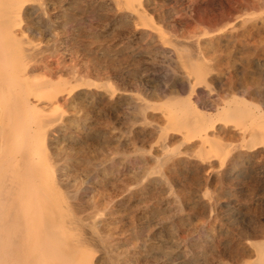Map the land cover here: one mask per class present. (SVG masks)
I'll list each match as a JSON object with an SVG mask.
<instances>
[{
    "label": "rangeland",
    "instance_id": "1",
    "mask_svg": "<svg viewBox=\"0 0 264 264\" xmlns=\"http://www.w3.org/2000/svg\"><path fill=\"white\" fill-rule=\"evenodd\" d=\"M140 2L143 20L125 0L37 1L23 18L34 83L80 85L40 103L63 116L48 138L61 202L84 212L86 237L99 220L109 251L91 264H252L264 241V121L221 109L238 98L264 114V0ZM181 99L216 115L210 133L227 157L165 128L163 104Z\"/></svg>",
    "mask_w": 264,
    "mask_h": 264
},
{
    "label": "bare ground",
    "instance_id": "2",
    "mask_svg": "<svg viewBox=\"0 0 264 264\" xmlns=\"http://www.w3.org/2000/svg\"><path fill=\"white\" fill-rule=\"evenodd\" d=\"M37 1L41 2L44 0H0V264H55L56 260H58V262L60 261V264H91L90 259L92 257V254L95 253L94 250L98 251L99 249H101L103 252L105 251L106 253H108L109 246L107 245V242H105L107 240L104 239V241L103 237L99 235L97 231L99 220H95L93 223L91 222V231L93 234L89 235L90 237H86L82 231L83 222L81 219L82 217L80 216L83 215L84 212H77L76 207V209H74L73 206H65L61 202L62 199L60 197V193L55 186L57 183H54L56 177L55 169L49 167L51 165V159H49L50 157L48 158V148L52 143L48 140V138L53 134L52 132L54 130L53 128L55 124H57L59 120H62L63 116L57 115L56 111H52L55 106L50 109V107L44 108V106L41 107L40 105V103L44 100L58 98L60 96L62 97L65 94L70 95V98H72V94L76 89L80 88V85L75 84L73 88H70L66 85L65 82L62 81L63 79L59 82L39 81L38 83H34L36 82V80L34 81L33 70H29V67L34 60V45L31 43L32 40L29 41L26 39L25 32L21 28V26L23 23V18L27 15V13L31 14L30 11L31 9H34V3H36ZM125 1L128 7L135 10L136 15L138 14L137 17H139L140 20H143L144 18L140 12V0ZM144 6L145 5L143 4V7ZM33 11H35V9ZM145 19H148L147 21L149 22L148 17ZM160 35L161 34H159V36ZM178 52L181 53L180 51ZM196 69L193 72L196 73ZM197 81H200V77H197ZM235 88L236 90L241 89L238 83H233L230 89ZM68 97H66V100L68 99ZM163 105L169 107V110L171 111L170 122L167 126L168 128L165 127L166 125L164 126L166 129L172 131L173 133L179 134L184 140H200V154L202 155H208L212 152H217L221 153V156L225 158V151L220 149L216 141L217 135H215L213 132L210 133L211 129L215 126L213 125V119L216 115H208L200 111V108L198 109L194 107L191 101L186 99H181L173 106L168 105V103H164ZM252 106L245 103L244 101H240V99L238 98H233L231 102L225 104L221 111L225 114L227 113L226 116L230 120L249 116L253 119L252 121L254 122L264 121V114H262L260 111H258L257 108ZM254 122H250L251 126ZM74 127L75 126H73V128ZM63 128L65 129V127ZM214 129L216 131V128ZM221 130L222 128L217 129L218 132H220ZM166 134L167 133H165V135ZM175 140L178 141L179 139ZM51 158L53 157L51 156ZM160 158H162L161 154ZM171 158L169 160H171ZM169 160L166 162H169ZM43 165H47L45 169H41ZM68 174H70V172ZM185 184L187 183L185 182ZM79 210L81 209L79 208ZM81 211H83V209ZM86 214L88 215V213ZM86 234L88 235V233ZM107 239L109 240V237ZM56 248H60L62 251H64L65 254L63 257H59V255H53ZM255 248L258 254V259L252 264H264V241L257 243L255 245ZM111 251H113V249ZM112 255L113 254H111V257Z\"/></svg>",
    "mask_w": 264,
    "mask_h": 264
}]
</instances>
